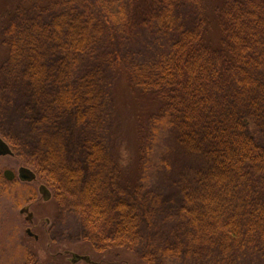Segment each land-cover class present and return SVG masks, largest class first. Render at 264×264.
I'll return each mask as SVG.
<instances>
[{"label": "trees", "instance_id": "trees-1", "mask_svg": "<svg viewBox=\"0 0 264 264\" xmlns=\"http://www.w3.org/2000/svg\"><path fill=\"white\" fill-rule=\"evenodd\" d=\"M0 105L101 263L264 264V0H0Z\"/></svg>", "mask_w": 264, "mask_h": 264}, {"label": "rangeland", "instance_id": "rangeland-1", "mask_svg": "<svg viewBox=\"0 0 264 264\" xmlns=\"http://www.w3.org/2000/svg\"><path fill=\"white\" fill-rule=\"evenodd\" d=\"M23 128H25L24 117L22 114H17V108H10L6 111V106L1 107L0 105V138L7 142L9 147L11 144L6 140V132H11L14 136L17 135L18 139L22 141L21 137L25 130ZM126 143H115L116 153H119ZM157 150L160 151L161 146ZM13 153L0 156V264H35L37 256L35 250H32L34 247L38 249V263L41 261L46 263L49 261L47 264L54 263L45 259L47 253L54 254V260L60 264L62 262L55 253H62L69 262L72 253H77L89 257L91 259L89 264H108L101 263L97 254L91 250H84L76 244L84 238H89L91 233L83 223H80L79 218L73 212L72 205H69V209L56 218L55 212L50 209L54 206L51 203L53 199L45 202L44 196L40 192V186L44 183L40 181L39 177L33 181L20 178L21 165L28 167L23 163L22 158L24 159L29 153L26 150ZM7 169L12 170L15 174L12 181L4 177V172ZM168 179L169 177L166 180L157 181L155 178L156 188L154 191L162 198V213H168L180 206L178 201L171 196ZM24 207H28V212L34 214V226L27 223L26 213L21 214L20 211ZM29 228H32L39 237L38 241L28 237L26 231ZM31 252L32 257H30ZM114 258L112 256V259ZM76 264L87 263L79 260Z\"/></svg>", "mask_w": 264, "mask_h": 264}, {"label": "water", "instance_id": "water-1", "mask_svg": "<svg viewBox=\"0 0 264 264\" xmlns=\"http://www.w3.org/2000/svg\"><path fill=\"white\" fill-rule=\"evenodd\" d=\"M5 154H10L11 155L12 151H11L10 147L8 146V144L2 138H0V156L5 155ZM19 174H20V178L21 179L28 180V181H33L37 177L35 172L33 170H31L30 168H28V167H21L19 169ZM4 176H5V178L7 180L12 181L14 179V177H15V174H14V172L12 170L7 169L4 172ZM40 192L44 196V200L45 201H49L50 200L51 192L47 188L46 185L42 184L40 186ZM23 211L28 212L29 208L28 207H24ZM29 215H30V217H29ZM29 215H28V217L31 218L33 213H30ZM27 232H28V234L32 235V232H31L30 229ZM73 258H74V261L85 260L87 262H91L90 258L87 257V256H81V255H78V254H74Z\"/></svg>", "mask_w": 264, "mask_h": 264}, {"label": "flooded vegetation", "instance_id": "flooded-vegetation-1", "mask_svg": "<svg viewBox=\"0 0 264 264\" xmlns=\"http://www.w3.org/2000/svg\"><path fill=\"white\" fill-rule=\"evenodd\" d=\"M21 214H25L26 213V221H27V223L28 224H30V225H33V223H35V218H34V215H32V217L31 218H29L30 217V213H27V212H25V211H23V209H21ZM28 215H29V217H28ZM35 225V224H34ZM33 225V226H34ZM33 226H32V228H33ZM32 228H30L31 230H32ZM32 232H33V230H32ZM34 233V232H33ZM28 237L30 238V239H33L34 241H38L39 240V237L37 236L36 237V234L34 233V234H32V235H28ZM30 259V258H29ZM70 263L72 264H74V260H73V255H72V258L70 259Z\"/></svg>", "mask_w": 264, "mask_h": 264}]
</instances>
